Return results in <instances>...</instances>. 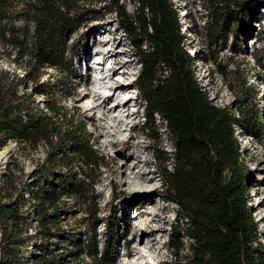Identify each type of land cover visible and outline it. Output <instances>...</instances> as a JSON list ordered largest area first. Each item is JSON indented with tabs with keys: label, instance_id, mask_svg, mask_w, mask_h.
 <instances>
[{
	"label": "trees",
	"instance_id": "1",
	"mask_svg": "<svg viewBox=\"0 0 264 264\" xmlns=\"http://www.w3.org/2000/svg\"><path fill=\"white\" fill-rule=\"evenodd\" d=\"M125 1L108 4L140 64L133 83L144 102L141 129L148 132L157 116L173 146L164 156L170 168L161 170L164 198L176 205L171 247H183L184 232L189 264H264L235 134L238 126L256 135L259 110L211 101L195 78L172 0H127L131 11ZM208 9L218 33L239 20L226 1ZM87 13L79 0H0V49L23 69L19 76L0 65V149L12 141L20 155L39 147L43 154L27 172L15 156L0 174V264H65L83 255L112 264L117 256L112 216L102 244L96 238L94 183L103 156L85 120L61 101L78 54L70 37ZM47 68L60 77L42 80ZM75 207L87 213L83 232L64 223Z\"/></svg>",
	"mask_w": 264,
	"mask_h": 264
},
{
	"label": "rangeland",
	"instance_id": "2",
	"mask_svg": "<svg viewBox=\"0 0 264 264\" xmlns=\"http://www.w3.org/2000/svg\"><path fill=\"white\" fill-rule=\"evenodd\" d=\"M172 1L183 45L193 57L195 78L211 101L219 106L231 105L232 110L245 102L261 115L256 135L238 126L235 134L248 173L247 205L264 243V0H223L239 20L220 33L208 5L222 0ZM125 2L131 11L133 5ZM79 4L88 10L87 19L70 37L78 54L73 59L72 82L61 101L85 120L93 146L103 156L94 183L96 238L102 244L104 219L112 216L118 231L117 256L112 264H189L187 235L180 233V249L170 245L176 205L164 198L161 170L163 165L170 168L164 156L173 146L157 116L148 132L141 129L144 102L133 83L140 68L134 48L115 13L109 10L108 0H79ZM12 57L0 49V65L14 69L20 76L23 69ZM45 71L42 80L49 74L53 80L60 77L53 68ZM114 86L117 90L113 97L98 106ZM34 97L43 108V96ZM116 100L121 105L111 109ZM154 135L155 139L151 137ZM16 148L11 141L0 149V174L15 156L27 172L43 155L40 147L29 157L17 153ZM75 208V214L65 215L64 223L83 232L87 213L82 207ZM65 264L93 263L83 255Z\"/></svg>",
	"mask_w": 264,
	"mask_h": 264
},
{
	"label": "bare ground",
	"instance_id": "3",
	"mask_svg": "<svg viewBox=\"0 0 264 264\" xmlns=\"http://www.w3.org/2000/svg\"><path fill=\"white\" fill-rule=\"evenodd\" d=\"M117 90V86H114L113 88H112V92L110 93V94H108V95H105L104 96V99L98 104V106L99 105H104V101H105V99H108V98H111V97H113V95H114V93H115V91ZM119 105H121V101L120 100H116L114 103H113V105H112V107H110L111 109H116ZM94 107H96V106H91L90 108L91 109H93ZM109 109V108H108ZM137 249V248H136ZM138 250V249H137ZM134 252V251H133ZM138 253V252H137Z\"/></svg>",
	"mask_w": 264,
	"mask_h": 264
}]
</instances>
